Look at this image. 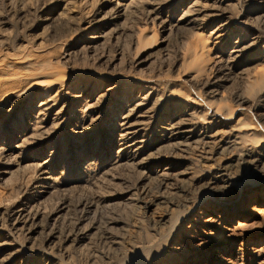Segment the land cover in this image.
Wrapping results in <instances>:
<instances>
[{
    "label": "rangeland",
    "instance_id": "1",
    "mask_svg": "<svg viewBox=\"0 0 264 264\" xmlns=\"http://www.w3.org/2000/svg\"><path fill=\"white\" fill-rule=\"evenodd\" d=\"M118 1L127 11L114 19ZM195 1L0 0V242L14 246L0 264H117L146 247L160 253L153 264L264 262V8L199 0L218 16L199 30L177 26ZM226 20L231 30L219 33ZM45 70L93 92L59 125L55 112L38 115L43 94L21 95ZM119 82L85 130L69 123ZM153 88L135 111L150 118L137 146L148 160L118 167V125ZM183 121L196 135L182 150L168 138ZM170 164L182 175L160 186ZM30 195L33 233L5 240L11 210Z\"/></svg>",
    "mask_w": 264,
    "mask_h": 264
},
{
    "label": "bare ground",
    "instance_id": "2",
    "mask_svg": "<svg viewBox=\"0 0 264 264\" xmlns=\"http://www.w3.org/2000/svg\"><path fill=\"white\" fill-rule=\"evenodd\" d=\"M159 1L160 2H158L157 5L172 2V0H159ZM224 1H226V0H217L216 4L222 5V3ZM253 1H258V4H257L258 10H262L264 8V0H251L250 2H253ZM173 3H174V1H173ZM200 4H201V1L196 0L190 6L189 10L187 11L186 16L183 15L184 17L182 16L181 19L177 20V23H178L177 26H179L180 24L183 23V24L191 27L192 29L199 30L203 25H205V24L207 25V23H209V21H211L212 19H214L215 17L218 16L219 11L217 10L218 8H215L216 6H213L211 8L212 13H210V15H205V13H207L209 10L206 9V7H204V6H201ZM126 11H127L126 6L122 5L120 3V1H118L116 8H115V11H114V14H113L114 19L120 18L121 16H123L125 14ZM229 25H230L229 20H226L224 23H222V25L218 28V31L221 30L219 33H223V32L228 33L231 30V29L229 30V28H228ZM198 49H200L202 51V54H203L205 47L203 45L198 46V47H196L195 50L198 51ZM196 56H197V53H195V57ZM137 63H138V65H141L144 63V60H138ZM10 81L13 84L12 87L13 86L16 87L17 85L22 84V78H12ZM260 82H263V87L261 88V91H260V93H261V92H264V78L260 79ZM129 85L130 84H127V86H129ZM17 87H19V86H17ZM119 87H120V82L116 83L115 85L113 84V86L110 89H108L107 91L101 92L99 94L96 102L93 105H89L88 103H86V105H85V108H86L85 112L86 113L84 115L78 116V115H76V112H74V114L70 118L71 120L69 121V123L70 122L75 123V126H77V127H79V125H80V126H82L81 127L82 130H85L87 128L86 123L88 122L89 118L91 117V122H93V121H95L94 115L97 114V116H98L97 118L100 117L99 114H101L102 109H104V107H105L106 98L109 96V94L111 92L114 93L115 91H117L119 89ZM37 88H40V90L37 91ZM56 88H57L56 93L54 95H51L50 90L52 91L53 89H56ZM12 89H15V88H12ZM144 90L147 91L148 89L146 87H144ZM154 92H155V89L154 88L151 89L150 94L145 95V97H143V99L137 105H135V107L130 109L129 110L130 112L121 119V122L118 125L119 129L121 130L120 134H119V141L117 143V148H118L117 154H118V156H117L116 162H117L118 167L132 166L131 168H135V169L139 168L141 170L144 169V166H145L146 161L148 159L141 157L143 152L137 146L139 144H141L142 142H144L143 140H144L145 135H143L144 129L142 127H145V125L149 124V122H146V120L150 119V118L144 114L143 115L141 114V116H139L140 119L136 120V112L135 111H136V109H142L143 107L148 105V103L150 101L149 97L153 96ZM15 93H17V92H15ZM34 93L37 95H38V93L43 94L42 100L39 104V110H38V115L43 117L42 121H50L48 118L50 117V115L53 112H55V114H54L55 117L53 118L52 123H53V125H59L58 123L61 121L63 123H65V121H68V120H66L65 116H66V113L68 112V110L73 105L77 104L78 102H81V100H83V98L85 96L87 98L92 97L93 92H92V89L78 90V88H76L75 86L68 84L67 80L62 75L45 70L43 76L40 77L39 80H37L35 83H32L30 85V87H28L26 90H23L21 95L22 96L23 95L24 96L25 95L31 96ZM21 95L19 94V97ZM46 95H49L50 97L47 99L44 98ZM126 95H128V93L125 92V94L122 97L123 101L126 99L124 97ZM241 102L244 104L248 103V101L245 99H241ZM124 107H125L124 104H122L121 106H119V110H122ZM112 110L114 111V109H110V111H112ZM219 116H220V114L215 112V114L212 116L213 117L212 122H216ZM259 116L260 117L264 116V113H261ZM38 119H39V117H38ZM73 120H74V122H73ZM239 121H241V120H239ZM184 125H185V122L183 121V122H178L176 124L169 125L170 129L168 128L170 131V134H171L168 139L174 140V142L175 141H178V142L181 141V142H179V144H174V145L181 146L182 150H183V148L186 149V147L188 148V146H191V144L195 138V135H196V134H194V132H195L194 129H191V130L185 129V128H183ZM254 132H256V131H254ZM204 135H206V134H204ZM199 139H201V138H199ZM207 140H209V139H207ZM170 142H172V141H170ZM203 143H204V141H203ZM209 145H211V144H209ZM226 147H225V149H226ZM245 157H250V156L246 155ZM178 167L179 166H177L176 164H174V165L170 164L166 168H164L163 170H160L159 172H157L156 179H157L158 184L160 186H163V187L170 186V185H168V183L170 181H172L174 179H178L179 176L182 175V172H175L174 169H176ZM223 174H222V172H220L219 175H217V177L214 178L215 181L212 184H216L217 181L222 179L224 177ZM220 189H223V187H220ZM36 199H37L36 196L30 195L26 198V202H25V204H23V206H21L19 208H15V209L13 208L11 210L10 215H9V227H10V229H9V231H5V237H6L5 240L8 239V237L12 238V233H15V232H24L26 230L29 234L33 233V229H32L33 228V222H34L33 218L36 215L32 214V209L30 208V205L32 203H34L36 201ZM230 215L233 217H237V216H240L241 214H239V212L237 210V211L231 212ZM81 228L84 229V227H81ZM87 232H88L87 230H84L82 232V234H80V235H82L83 240H86V238H88ZM52 235H53L52 238H54V236H56L55 233H53ZM78 236H79V234H78ZM85 236H87V237H85ZM68 237H69V235H68ZM78 239H80V238H78ZM70 240L71 239L68 238V241H70ZM74 241L72 239V242H74ZM79 241L80 240H78L77 242H79ZM8 246L9 247L13 246V244L9 243L8 241L0 242V255ZM17 252L18 251H16L14 253V255H16ZM145 255H147V257ZM159 255H160V253H158V251H155L153 248H147L146 247V249L139 251L137 255H136V253H134L133 256L126 257V258L122 259L121 261H119L117 264H147V263L153 264L154 262H156L158 260V257H160ZM254 260H256V258L251 259L248 262V264H256V261L254 262ZM51 263L55 264L53 262H51ZM232 264H237V263L233 262ZM241 264H243V262ZM257 264H264V262H259Z\"/></svg>",
    "mask_w": 264,
    "mask_h": 264
}]
</instances>
